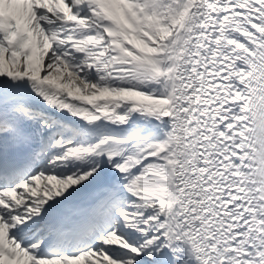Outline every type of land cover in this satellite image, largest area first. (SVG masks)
<instances>
[{
  "label": "snow or ice",
  "instance_id": "snow-or-ice-1",
  "mask_svg": "<svg viewBox=\"0 0 264 264\" xmlns=\"http://www.w3.org/2000/svg\"><path fill=\"white\" fill-rule=\"evenodd\" d=\"M0 264H264V0H0Z\"/></svg>",
  "mask_w": 264,
  "mask_h": 264
}]
</instances>
